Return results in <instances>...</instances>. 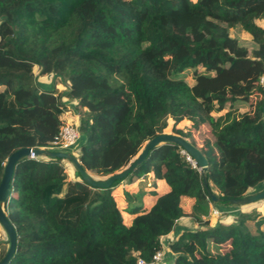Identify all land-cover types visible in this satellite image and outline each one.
I'll return each mask as SVG.
<instances>
[{"label": "trees", "instance_id": "1", "mask_svg": "<svg viewBox=\"0 0 264 264\" xmlns=\"http://www.w3.org/2000/svg\"><path fill=\"white\" fill-rule=\"evenodd\" d=\"M230 28L248 32L254 46L248 51ZM188 68L190 85L179 77ZM34 69L60 78L80 108L77 160L92 178L126 168L159 133L196 146L190 130L205 121L212 139L196 147L215 205L262 184L264 0H0V177L12 151L51 147L68 109L55 90L36 86ZM180 150L158 143L106 188L89 186L74 169L69 178L59 158L17 160L1 204L15 231L6 264L150 261L183 216L195 227L168 243L167 264H264V197L232 222L211 224L213 203ZM120 183L123 211L134 214L128 225L111 194ZM143 196L154 198L149 207ZM182 197L192 200L188 212Z\"/></svg>", "mask_w": 264, "mask_h": 264}, {"label": "water", "instance_id": "2", "mask_svg": "<svg viewBox=\"0 0 264 264\" xmlns=\"http://www.w3.org/2000/svg\"><path fill=\"white\" fill-rule=\"evenodd\" d=\"M260 110H261V117L264 120V93L261 98ZM161 142H169L179 146L192 158L195 166L199 171L202 186L210 202L213 204L218 202L219 200L218 197L209 189L206 182V177H205L206 160L204 156L196 146H193L186 139L174 134L159 133L154 137L150 138L149 140L146 141L140 152L136 155L134 160L130 162V164L126 168H123L122 170L115 172L104 179L92 178L80 166L79 161L77 160V156L75 157L68 151L48 150L46 148H29V147H20L12 151L4 161L2 174L0 177V227L6 236L5 242L7 244L5 252L2 258L0 259V264H6L11 254L13 253L15 247V231L11 223L6 218L2 210L1 204L8 197L9 180L12 174L13 166L17 160L23 157H33V156H45L48 158L64 159L70 163L73 169L79 174L81 180L84 181L86 184L92 187L106 188L109 187L113 181L117 179H121L125 177L129 172H131L135 168V166H137L140 162H142L148 150H150L155 145ZM263 197H264V178L262 180V187L259 190L251 194H245L244 196H241L239 198L229 199L228 204L246 205L261 200Z\"/></svg>", "mask_w": 264, "mask_h": 264}, {"label": "rangeland", "instance_id": "3", "mask_svg": "<svg viewBox=\"0 0 264 264\" xmlns=\"http://www.w3.org/2000/svg\"><path fill=\"white\" fill-rule=\"evenodd\" d=\"M128 3H131L132 0H126ZM229 34L231 36H235L239 42L242 43V45L246 46V48L248 49V51L251 49V47L254 46L252 40H251V36L248 32L241 30L240 28H234V29H229ZM192 73H193V69H185L183 70L180 74L179 77L183 78L187 84H192L193 80H192ZM33 79L34 82L36 84V86H38L39 88L42 89H53L55 90L57 93L60 94V98L65 92L66 89V84L60 80V78H58L57 76H54L52 74H39L37 73V70L34 69V74H33ZM2 89V87H0V90ZM66 99V103L69 107V105L71 106L73 104V101L71 99H68L67 96H65ZM64 101V100H63ZM250 101H254V97L250 98ZM238 108L247 110L248 106L247 105H239ZM238 108L236 109L238 111ZM76 111L78 112L80 110V108H75ZM227 110V108L225 109V111ZM224 111L220 112L223 113ZM239 112V111H238ZM72 113V111H71ZM64 114V113H62ZM61 114V115H62ZM71 115H75V114H71ZM66 119V118H65ZM178 128H185L187 129L188 127V123L185 121H181L177 124ZM167 131L169 130V128L166 129ZM166 132V131H165ZM191 132V136L196 144V146H200L201 145V141L204 137H207L209 139H212V134L210 131V127L209 125L205 122V121H200L198 128L195 130H190ZM82 141V138L79 135L78 140L75 142V144L69 148L68 152H70L72 155H75L78 153V145L79 143ZM48 150H54V148H46ZM61 163L64 165L65 170L69 172H71V168L73 170V167L70 165V163L64 159L61 160ZM122 183L118 184L115 190L113 189V191L111 192L113 198L115 199L116 205L120 210L121 213V217H122V221L124 223H126L128 221V216L126 215V213L123 211V206L125 203V199L123 198V193L120 191L119 189V185H121ZM136 186V185H135ZM133 185V187L131 189H128L130 192L131 191H135L136 187ZM166 186V184L164 185ZM262 187V184H258L256 187L247 190L246 194H251L253 192H256L257 190H259ZM213 192V191H212ZM214 193V192H213ZM151 199L150 201L148 200L145 203H149L151 204L154 200V198H149ZM191 202V200H189L188 198L186 199H182L181 200V206L184 210L187 209L189 203ZM259 206L258 202H254L251 204H246V205H227V206H217L215 204H211V210L215 211V213H212L213 216H210V223L211 224H216V223H222V224H227L229 222H232L234 220V218L237 216V214L239 212L242 211H249L252 208H257ZM185 227H187L190 224V221L188 219H183V223H182ZM191 225V224H190ZM194 226V225H193ZM6 240V236L3 232V230L0 227V246L5 245L7 247V244L5 242ZM3 244V245H2ZM3 246V247H5ZM5 247V249H6ZM227 245H224L221 247V250L226 249ZM169 258V252L167 250H163V257H162V263L161 264H167L168 263V258Z\"/></svg>", "mask_w": 264, "mask_h": 264}, {"label": "crops", "instance_id": "4", "mask_svg": "<svg viewBox=\"0 0 264 264\" xmlns=\"http://www.w3.org/2000/svg\"><path fill=\"white\" fill-rule=\"evenodd\" d=\"M230 29H234V28H230ZM64 92H66V89H65V91ZM64 95V94H63ZM65 99H66V97L65 96H62L61 98H60V101L62 102V103H64V104H66L67 105V103H66V101H65ZM69 99V98H68ZM64 100V101H63ZM67 110L66 111H64L63 113L64 114H62L61 115V120L62 121H65V120H69V121H74V122H76L77 123V118H78V115H77V111H76V109L73 107V104L70 106L69 105V107H68V105H67ZM71 111H72V113H71ZM222 111H224L225 112V109L224 110H222ZM222 111H220V112H222ZM238 111L239 112H243L244 111V109H241V108H238ZM220 112H216V113H211V115H213V116H221L223 113H220ZM71 114H75V115H71ZM66 118V119H65ZM186 122V121H185ZM75 157L77 156V154H75L74 155ZM71 172H69L68 171V169H67V174H68V177L69 178H72L73 177V172H72V168H71V170H70ZM136 183H137V181H133V183L132 184H130V185H127V189H131L132 187H133V185L135 186L136 185ZM165 185V183L163 182V181H158L157 182V188L160 190V191H165L166 189H167V186H164ZM123 184H121V185H119V189H120V191L122 192V188H123ZM116 188H118V187H115L114 188V190L116 189ZM186 197H182L181 198V200L182 199H185ZM187 199V198H186ZM189 199V198H188ZM150 201L151 199H149V197H147V196H143L142 197V202H143V205L145 206V207H149L151 204H147V203H145V202H147V201ZM189 200H191V199H189ZM154 201V200H153ZM192 203V200H191V202L189 203V205H188V207H187V209L186 210H184V212H188V210H189V206H190V204ZM123 208H125V203H124V206H123ZM211 208V207H210ZM125 212V211H124ZM126 213V212H125ZM126 215L129 217L128 218V221L125 223L126 225H128V224H130V222H131V220H132V218L134 217V214H128V213H126ZM188 219L189 221H190V224L187 226V227H185L182 223H183V219ZM194 224H193V222L191 221V219L189 218V217H187V216H183V217H180L178 220H177V222H176V224H175V226H174V228L172 229V231H170L168 234H166V235H163V236H160V238H159V241H160V244H161V251L163 252V250L165 249V250H167L168 252H169V250H168V247H167V245H168V243L169 242H171L176 236H177V234L180 232V231H182V230H184V229H192V228H194L195 227V225L193 226ZM167 256V255H166ZM172 254L169 252V258H168V256H167V258L169 259L168 260V262H170V260L172 259Z\"/></svg>", "mask_w": 264, "mask_h": 264}, {"label": "built area", "instance_id": "5", "mask_svg": "<svg viewBox=\"0 0 264 264\" xmlns=\"http://www.w3.org/2000/svg\"><path fill=\"white\" fill-rule=\"evenodd\" d=\"M259 84L264 88V70L259 77ZM79 138V132L77 129V123L74 121L65 120L60 126L58 133L51 142V147L54 150L68 151ZM180 153L184 155L185 159L195 166L192 158L184 151L180 150ZM212 213H215L213 210ZM163 252L157 251L154 253L150 261H145L140 257L135 258L134 264H159L162 262Z\"/></svg>", "mask_w": 264, "mask_h": 264}]
</instances>
